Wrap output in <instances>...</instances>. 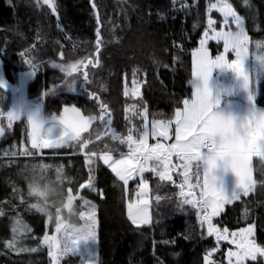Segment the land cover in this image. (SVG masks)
I'll return each mask as SVG.
<instances>
[{"label":"trees","instance_id":"obj_1","mask_svg":"<svg viewBox=\"0 0 264 264\" xmlns=\"http://www.w3.org/2000/svg\"><path fill=\"white\" fill-rule=\"evenodd\" d=\"M232 1L245 16L252 40H264V0H249L250 7L246 9L241 5V0ZM181 2L94 0L99 12L103 43L99 65H89L84 69L89 73L90 83L87 86L77 82L74 91H59L44 97L43 92L54 87V81L62 83L59 78L63 73L51 67L52 61L70 63L95 54V34L100 25L97 24L92 0H54L59 28L57 15H53L42 0L41 6H37L36 0H0V58L6 76L16 82L19 72L30 70L23 63L24 58L20 53L31 48L25 58L34 59L40 64V69L29 86V98L42 97L46 115H57L68 105L95 114L94 102L85 92L88 87L89 91H95L109 105L112 126L118 132H124V108L138 102L137 98L123 94L125 75L130 92L131 72L136 68L139 69L137 78H144L145 81L140 91L150 117H168L182 98L190 97L191 53L199 47L207 18L208 0H195L199 8L191 7L187 11L181 9ZM184 2L192 5L194 0ZM212 16L220 21L218 13L213 12ZM217 25L219 27V23ZM174 44L179 47H174ZM60 52L64 53L63 60ZM216 54L218 52L214 51ZM257 105L264 108V80ZM5 110L8 108L5 107ZM136 121L139 123L138 119ZM26 130V121L19 120L0 140V210L4 213L0 215V264H50L47 247L38 242L45 232L53 234L54 226L44 213L28 207L35 201L34 197L28 195L30 163L52 159L75 162L73 173L78 179L77 183L86 181L88 176L83 157L71 148L57 150L61 153L59 156L45 155L35 159L5 155V151L12 150L13 145L19 149L21 142L25 141ZM96 130L93 126L90 131L94 133ZM112 143L109 141V144ZM101 147L102 143L97 142L95 150L99 151ZM253 168L254 177L259 180L258 159L254 160ZM95 176L103 197L87 190H82L80 194L94 199L98 204L99 264H203V257L215 244V238L207 236L206 229H201L194 209L185 205V211L176 210V193L179 189L171 182L160 181L152 173L144 175L150 187L151 224L137 228L127 215V203L136 196L137 182L130 183L125 192L122 182L116 180L101 162ZM174 180L179 183L177 178ZM76 185L74 193L78 191ZM61 190L62 196L57 195L51 202L47 200L45 207L48 210L61 209L59 206L64 201L65 189ZM157 196L162 198L159 203ZM244 200L247 201L246 205L241 201L227 205L224 217L215 219L224 218L225 226L230 231L254 223L256 240L264 244V185L258 183L255 191ZM244 207L248 210L246 219ZM74 210L69 214L62 209L66 222L74 223ZM17 216L31 229L20 238V243L25 248H38L36 252L17 253L6 247V242L12 239V227ZM231 246L226 241L220 242L219 250L214 253L218 264H225L226 259L221 254ZM63 259L62 264H80V260L74 257ZM248 264H259V259Z\"/></svg>","mask_w":264,"mask_h":264},{"label":"snow or ice","instance_id":"obj_2","mask_svg":"<svg viewBox=\"0 0 264 264\" xmlns=\"http://www.w3.org/2000/svg\"><path fill=\"white\" fill-rule=\"evenodd\" d=\"M42 2L51 9L53 15H57L54 0ZM244 2L250 7L249 0ZM36 4L41 6V0H36ZM92 7L96 9L97 5L93 3ZM191 7L199 8V5L195 0L192 5L182 0L181 9L187 11ZM213 12L218 13L220 17L219 30L217 20L212 16ZM206 13L199 47L191 53L190 97L182 98L170 116L150 117L147 105L142 102L140 91L145 82L144 78L138 79L139 69L133 68L131 91L129 92L127 87L125 75L123 94L125 97L131 95L137 98L138 102L128 104L124 108V132H118L112 126L109 105L87 87L85 92L94 102L95 114L92 111H83L75 105L65 106L59 115L48 117L42 116L39 108L27 114L20 110L0 109V118L7 120L8 129L12 128L15 121L21 119L26 121L27 125L25 141L21 142L19 149L13 145L12 150L5 151L4 154L26 157L59 156L61 153L57 150L71 148L83 157V163L88 169L86 181L79 182L77 189L94 192L100 197H103L104 193L96 185L95 172L102 161L115 179L122 182L125 192L130 181L137 182V199L127 205L128 219L137 228L151 223L150 201L147 198L149 185L144 176L145 172H150L160 181L171 182L179 189L176 193V210L185 211V205L194 209L201 229H206L207 236L215 238V244L203 257V264H218L213 256L219 250L221 241L235 246V250L229 248L226 253L221 254L227 264H248L249 261L257 262L258 259L259 264H264V244L258 243L255 238L254 223L230 231L229 227L225 226L224 218L215 219L224 217L227 205L237 201L246 205L244 198L255 191L258 183L264 185V108L258 107L256 103V97L260 95L261 81L249 67L254 62L258 66L257 71L264 73V40H251L245 27V18L238 14L230 0H208ZM99 23L97 14V24ZM57 27H60L58 15ZM95 35L94 55L90 54L70 63L51 62L52 68L63 73L59 78L62 83L54 81V87L43 92L44 97L59 91H74L77 82L88 86L89 73L84 69L89 65H99V53L103 43L99 27ZM209 40L217 44L222 43V52L211 55L207 47ZM174 47L179 46L174 44ZM31 50L25 49L20 55L30 73L35 76L40 64L32 58H25V54ZM229 53L233 58H228ZM59 55L63 60L64 53L60 52ZM214 73H230L239 87L247 93L248 104L242 115L235 114L230 104L222 103V98L232 95L233 89L218 84L214 90L211 83ZM5 88L4 81L0 80V90ZM137 119L139 123H136ZM44 124L58 128L59 134L52 137L51 128L47 135L42 134ZM93 126L97 129L94 133L90 131ZM85 133L88 135H84ZM4 134L5 127L0 125V137ZM150 140L154 143H149ZM109 141L116 142L123 150L111 148ZM167 141L172 142L165 143ZM97 142L102 143L100 151L95 150ZM44 149H50L52 152L45 154ZM254 157L258 159L259 180L254 177ZM28 167L31 174L35 175L37 172L43 174L54 166L40 162ZM54 171V182L57 185L62 186L65 180L69 185L64 192L63 209L72 214L73 204L77 199L86 209L79 212L83 223L70 225L63 218L61 209L56 210L55 218L48 212L45 207L48 202L47 188L41 189L32 184L28 186V195L36 201L28 207L44 213L48 222L54 226L53 234L48 235L45 232L38 244L47 247L50 264H61L62 258L82 253L81 245L97 244L96 206L84 199L79 191L74 193L71 178L65 175L63 164L56 165ZM173 173L178 175L179 183L173 179ZM227 173L232 174L234 182L226 187L224 177ZM161 199L157 196V203ZM3 214L0 210V215ZM243 215L246 219L247 207H244ZM30 231L19 216L15 217L13 236L6 242V247L17 253L36 252L38 248H25L20 243V238ZM95 264H99L98 256L95 258Z\"/></svg>","mask_w":264,"mask_h":264},{"label":"rangeland","instance_id":"obj_3","mask_svg":"<svg viewBox=\"0 0 264 264\" xmlns=\"http://www.w3.org/2000/svg\"><path fill=\"white\" fill-rule=\"evenodd\" d=\"M230 2L233 4V7L238 12V14L245 18V16L241 12H239V10L237 9V7L233 3V1L230 0ZM241 5L244 7V9H246L247 6H248V5L245 4L244 0H241ZM213 18L216 19V16L213 17ZM216 20H217V24H218L219 20L218 19H216ZM245 27H246V30L248 32L249 37L252 40V37H251V35L249 33V30H248V28L246 26V18H245ZM218 30H219V27H218ZM252 41L254 42V41H257V40H252ZM207 47L209 49L210 54L213 55V56H214V51L215 52H222V50H223L222 49V43L221 44H217L215 41H212V40L208 41ZM228 58L229 59L233 58L231 53L228 54ZM249 67L253 71L254 74L258 75V77H259V79L261 81V83H260V90H261V85H262V82L264 80V73H260V72L257 71V67L258 66L254 62L251 63L249 65ZM36 76H37V74L35 76H33L30 73V70L21 71L17 75L16 82H12L6 76L4 63H3L2 59L0 58V80L4 81V83L6 85V88L4 90H0V91H2V93H3L4 97H5L3 104H0V109L5 110V107H6V108H8V110H20L22 113L27 114L29 112H34L37 108H39L42 116H44V117L50 116V115H46V113H45L44 100H43L42 97H39V98L34 99V100L29 98V86L36 79ZM211 83H212V86H213L214 90H215V88H216V86L218 84L223 86V87H225V88L233 89V94L232 95H225L222 99L227 98V102L233 101L231 103H228V104H230L232 106V111L235 114H237V115H242L244 109L246 108V106L248 104L247 93L242 88L239 87L238 82L234 79V77L230 73H219V74L218 73H214ZM258 97L259 96L256 97V103H257ZM59 114H57V115H59ZM21 120H23V119H21ZM15 122H17V121H15ZM15 122L13 123L12 128L8 129L7 128V120L3 119V118H0V125L5 127V133L8 130H12L14 128ZM136 123H138V122L136 121ZM50 128H51V125L44 124V126L42 128V134L47 135L49 133V129ZM50 134H51L52 137H56L59 134V129L58 128H51V133ZM85 134H87V133H85ZM0 140H1V137H0ZM162 142H164V141H162ZM171 142L172 141H167L165 143H171ZM149 143H154V141L150 140ZM109 146L111 148H115V149H118V150H123L122 146L118 145L115 142H113L112 144H109ZM101 149H102V147H101ZM43 151L46 154V153H48L50 151V149H44ZM32 159H35V157H32ZM29 161H31V159ZM40 162H41V160H38V161L30 163V165L31 164L40 163ZM44 163L52 164L54 166L53 169H51V170H49V171H47V172H45L43 174H40L39 172H37L35 175H33V178H34L33 180H39V181H41L43 183V187L38 185L41 189L47 188V190H48L47 200H49L51 202L57 196V193H56L55 189L59 185H57L54 182L55 181L54 168H55L56 165H59V164H63L64 165L65 175L67 177L71 178V181H72V185L71 186L73 187V191H74L75 185L78 184L77 183L78 179L73 173L75 171V162H67V161L52 159V160L46 161ZM101 163H102V161H101ZM147 173H150V172H145L144 175L147 174ZM176 178L179 181L178 175L176 176ZM95 179H96V176H95ZM132 182H135V181L134 180L130 181L129 184L132 183ZM148 185H149V183H148ZM68 186H69L68 182H67V180H65L64 184L62 186H59V188H61V189L64 188L66 190V188ZM49 188L52 189V191L50 193H49ZM78 191L80 193L82 190H78ZM91 193L96 194L94 192H91ZM80 195H82V194H80ZM147 198L150 201V187H149V192H148V197ZM84 199L91 201L96 206L97 244H89L87 246L81 245L80 247L83 249L82 253H80L78 256H71V255H69V256L79 259L80 260V264H89V262H91V264H95V258L99 254V244H98V235H99L98 234V229H99L98 204L92 198L84 197ZM136 199H137V197L135 196L134 200L133 201H128V203L129 202H134ZM32 203H35V201L32 202ZM128 203H127V205H128ZM73 209H75L74 210V214H73L74 217H75L74 218V220H75L74 223L76 225L82 224L83 221H81L80 218H79V212L82 211V210H86V209H84L82 207V202L79 199L74 201ZM79 209H80V211H79ZM64 210L68 211L67 209H64ZM149 212L151 214V207H149ZM127 213H128V207H127ZM68 223H70V222H68ZM150 224H148V225H150ZM48 235H52V234L48 233ZM255 238H256V234H255ZM229 248H232L233 250H235V246L234 245H232ZM66 257H68V256H66ZM213 259H215L214 256H213ZM63 260L64 259L62 258L61 264H62ZM78 264H79V262H78ZM225 264H227V261L225 262Z\"/></svg>","mask_w":264,"mask_h":264},{"label":"clouds","instance_id":"obj_4","mask_svg":"<svg viewBox=\"0 0 264 264\" xmlns=\"http://www.w3.org/2000/svg\"><path fill=\"white\" fill-rule=\"evenodd\" d=\"M4 99H5L4 95L2 93H0V104H3ZM27 180H28V186L30 184H32V185H39V186L43 187V183L41 181H39V180H33L31 173L27 177ZM51 191H52V189L49 188V193ZM55 191H56L57 195H61V196L63 195L62 190L59 188V186L56 187ZM59 207L61 208V211H62V209H63V202L60 204ZM48 212L52 214L53 218H55V216H56V211L55 210L54 211L48 210ZM69 224L70 225H76L75 223H69Z\"/></svg>","mask_w":264,"mask_h":264},{"label":"crops","instance_id":"obj_5","mask_svg":"<svg viewBox=\"0 0 264 264\" xmlns=\"http://www.w3.org/2000/svg\"><path fill=\"white\" fill-rule=\"evenodd\" d=\"M222 103H231L233 101H230V102H227V98H224L222 99ZM257 159V158H253V163H254V160ZM177 176L176 173H173V179H175ZM224 182H225V186H230L233 182H234V177L232 176L231 173H227L225 174V177H224ZM77 209V208H76ZM62 216L64 217L63 213H62ZM148 224H145V225H141V226H147Z\"/></svg>","mask_w":264,"mask_h":264},{"label":"water","instance_id":"obj_6","mask_svg":"<svg viewBox=\"0 0 264 264\" xmlns=\"http://www.w3.org/2000/svg\"><path fill=\"white\" fill-rule=\"evenodd\" d=\"M93 3H94V0H92V5H93ZM95 11H96V15L98 14L99 15V12H98V10L97 9H95ZM100 19V18H99ZM99 25H100V29H101V23H99Z\"/></svg>","mask_w":264,"mask_h":264}]
</instances>
